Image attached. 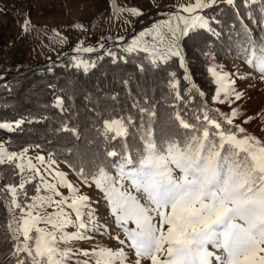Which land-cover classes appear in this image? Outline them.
Listing matches in <instances>:
<instances>
[{
  "label": "snow or ice",
  "instance_id": "obj_1",
  "mask_svg": "<svg viewBox=\"0 0 264 264\" xmlns=\"http://www.w3.org/2000/svg\"><path fill=\"white\" fill-rule=\"evenodd\" d=\"M255 3L256 0H194L181 4L179 9L187 15L162 13L169 19L140 32L123 51L129 55L148 53L154 67L176 60L189 93L194 91L203 98L206 94L194 82L187 63L186 38L191 39L198 30L219 35L212 26L215 17L209 16L207 10L227 5L243 20L240 7ZM117 11L143 15L137 8ZM29 25L25 17V32ZM145 36H150L151 41H142ZM238 39L243 41L245 62L264 80V40H254L246 26ZM207 44L205 40L204 47ZM80 50L77 47L76 51ZM82 51L91 53L95 49L84 47ZM107 55L114 64L125 60L112 51ZM96 66V62L86 60L75 65L84 72ZM139 69L144 71V65ZM206 71L216 85L213 103L234 104L243 98L245 93L237 90L234 73L219 65H209ZM169 75L174 99L183 102L180 80L175 72ZM121 83L128 87L130 80L122 79ZM85 98L96 107L90 92ZM142 99L147 103V91ZM53 107L64 112L65 97L56 96ZM132 107L149 119L141 116L137 124L132 115L103 118L95 131L108 147L78 165H70L83 187L94 185L103 194L118 230L115 235L109 224L101 221L95 206L98 201L70 182L66 173L50 167L55 160L38 156L41 165H49L45 168L31 159L25 164L21 161L28 148L9 151L5 143H0V165H12L13 175L18 177L0 188L16 264H264V140L235 123L243 116L241 110L232 107L229 112H221L209 108L205 101L200 114L189 117L186 105H173L167 126L156 129L152 120L156 113L150 107L139 103ZM252 120L247 116L243 123ZM26 122L25 118L0 121V129L14 131ZM57 131L80 139V129L67 120H61ZM26 171L31 174L25 175ZM34 181L35 194L30 195L27 186ZM61 188L69 194L65 196ZM49 208L53 210L47 211ZM105 235L120 247L95 242L97 236ZM82 241L94 243L83 248L79 245Z\"/></svg>",
  "mask_w": 264,
  "mask_h": 264
},
{
  "label": "trees",
  "instance_id": "obj_2",
  "mask_svg": "<svg viewBox=\"0 0 264 264\" xmlns=\"http://www.w3.org/2000/svg\"><path fill=\"white\" fill-rule=\"evenodd\" d=\"M238 19L235 10L227 5L207 10L209 16L215 17L212 26L217 36H211L204 30L192 34L185 40V51L189 70L197 86L205 92V97L188 91V82L183 80V70L176 60L154 67L145 52H134L131 55L123 51L121 45L109 44L104 49L80 56L79 60L96 62V67L89 72L75 67L72 56L58 57L40 64L21 68L12 66L7 74L0 79V121H14L25 118L27 121L19 129L9 131L0 129V137L5 139L9 151L19 148H35L46 157L64 165L77 178L70 165H78L82 160L90 159L93 153L103 152L108 144L95 131L100 127L98 121L111 115H132L137 124L140 118L149 119L141 114L134 103L150 107L156 113L152 118L156 129L167 126V118L173 111V105L184 107L189 117L200 114L199 109L212 105L211 96L215 85L206 69L209 65H219L222 59L232 58L244 61L238 39L240 31L246 26L254 40H264V3L256 0L255 5L240 7ZM208 44L204 47V41ZM108 51L125 60L112 62ZM207 52L208 55H204ZM102 57V59H98ZM143 64L145 70L140 71ZM175 72L180 80V91L185 96L183 102L176 101L169 88L170 73ZM122 79H129L130 85H122ZM79 85L77 88L76 86ZM143 86V87H141ZM147 91V103L142 99ZM93 97V108L85 94ZM139 93V95H137ZM65 97V111L53 107L56 96ZM115 97V99H112ZM61 120H67L80 129V139L71 133L59 132ZM134 131V130H133ZM131 142V138L129 140ZM117 144V141H112ZM39 145V147H37ZM12 165H0V188L13 182L18 177L13 175ZM34 185H28L30 195H34ZM5 201L0 200V264H16L12 253L13 241L7 231L8 213ZM18 211V210H17Z\"/></svg>",
  "mask_w": 264,
  "mask_h": 264
},
{
  "label": "rangeland",
  "instance_id": "obj_3",
  "mask_svg": "<svg viewBox=\"0 0 264 264\" xmlns=\"http://www.w3.org/2000/svg\"><path fill=\"white\" fill-rule=\"evenodd\" d=\"M192 2L194 0H0V79L15 64L24 68L69 56L76 57L77 63L80 56L90 54L82 51L84 47L94 48L93 52L100 51L109 44L121 45L125 49L133 38L139 37L140 32L151 29L153 24L161 20L169 19V15H161L162 13L179 12L187 15L178 6ZM130 8H137L143 15L134 16L128 11H117ZM25 17L30 20L27 32L22 27ZM76 25H82V28H77ZM163 31L167 35L166 29ZM141 40L151 41V37L145 36ZM101 44L103 48L100 47ZM77 47L81 50L76 51ZM220 66L224 71L235 74V86L245 95L234 104L212 102V105L221 112H229L230 108L238 107L243 116L237 118L235 123L264 140V80L260 78L258 71L244 61L222 59ZM242 75L247 78L239 79ZM247 116H252L253 120L245 124L243 120ZM0 143H5V139L0 137ZM25 148H28V152L21 162L26 164L31 159L38 167H49L47 163L41 165L36 159L44 156L48 160L42 152L35 148ZM23 149L13 151L21 152ZM50 167L66 173L70 182L81 187L94 202L98 201L95 205L98 215L102 222L109 224L115 235L118 230L109 216L103 194L94 185L92 188L83 187L79 179L64 165L56 162ZM30 174L25 172V175ZM60 191L65 196L69 194L66 188H61ZM52 210L47 209L49 212ZM95 242L113 248L120 247L107 235L97 236ZM92 243L94 242L82 241L79 245L88 248Z\"/></svg>",
  "mask_w": 264,
  "mask_h": 264
}]
</instances>
